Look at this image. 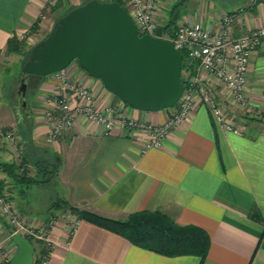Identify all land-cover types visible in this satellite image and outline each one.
Masks as SVG:
<instances>
[{"label":"crops","instance_id":"crops-1","mask_svg":"<svg viewBox=\"0 0 264 264\" xmlns=\"http://www.w3.org/2000/svg\"><path fill=\"white\" fill-rule=\"evenodd\" d=\"M157 1L166 23L178 0ZM54 4L55 0H0V61L10 54V37L32 39V34L41 40L52 32L57 15ZM225 12L234 16L230 30L234 37L264 26V0H187L181 17L218 31ZM66 70L71 80L88 86L100 104L118 103L126 117L156 125L166 120L164 109L122 105L100 79L76 62ZM2 76L0 69V124L15 130L20 142L17 149L0 136V180L17 201L24 220L39 223L51 246L48 264H200V257L167 256L138 246L69 209L38 213V203L30 196L35 188L14 184L1 167L19 163L17 152L22 156L24 135L33 141L36 155L60 165L56 181L35 187L52 185L54 196L118 220L137 212L161 211L178 224L202 227L211 239L202 264H264V42L253 54L247 73V108L242 111L229 91L221 88L228 111L244 126L243 134L220 127L205 106H198L171 131L163 147L147 152L141 148L144 133L117 127L105 134L101 126L89 122H80L56 141L46 142L49 126L43 115L50 107L46 98L59 90L54 74L34 76L27 90L29 109L24 112L4 100ZM28 168L34 174L32 163ZM51 200L48 196L45 204ZM52 213L57 217L49 226ZM2 223L0 216V238L11 259L18 246ZM3 261L0 254V264Z\"/></svg>","mask_w":264,"mask_h":264},{"label":"built area","instance_id":"built-area-1","mask_svg":"<svg viewBox=\"0 0 264 264\" xmlns=\"http://www.w3.org/2000/svg\"><path fill=\"white\" fill-rule=\"evenodd\" d=\"M123 1L140 34L158 36L157 29L165 24L158 1ZM233 19L231 12H225L221 18L220 29L214 31L181 17L173 36L164 32L160 36L172 40L175 47L186 55L184 90L174 106L164 109L166 120L159 125L126 117L118 103L100 104L88 86L69 78L66 68L53 73L59 90L46 98L50 105L43 115L44 122L49 126L46 142L56 141L80 122H89L101 126L105 134L111 133L117 127L144 133L146 138L142 140L141 148L143 152H147L152 148L163 147L164 140L171 131L187 121L198 106H205L220 127L234 134H243L244 126L236 114L228 111L221 96V88L229 91L242 111L247 108V73L253 54L264 42V26L234 37L230 33ZM25 36L23 35L22 39ZM122 105L127 104L122 101ZM0 136L18 149L20 140L15 130L6 129L0 124ZM21 215L12 195L0 185V216L4 220L2 224L14 227L8 238H13L17 232L26 231L46 239L43 232H37L24 224ZM76 226V223L72 225V232L76 230ZM4 252V240L0 238V254ZM48 263L49 257L45 256L34 264Z\"/></svg>","mask_w":264,"mask_h":264},{"label":"water","instance_id":"water-1","mask_svg":"<svg viewBox=\"0 0 264 264\" xmlns=\"http://www.w3.org/2000/svg\"><path fill=\"white\" fill-rule=\"evenodd\" d=\"M140 34L128 9L118 1L90 0L59 20L50 38L34 48L22 67L20 91L31 75L47 76L77 61L90 76L129 106L160 111L174 106L183 90L184 54L172 40ZM26 103V98L24 97ZM7 264H34L35 247L22 233Z\"/></svg>","mask_w":264,"mask_h":264},{"label":"trees","instance_id":"trees-1","mask_svg":"<svg viewBox=\"0 0 264 264\" xmlns=\"http://www.w3.org/2000/svg\"><path fill=\"white\" fill-rule=\"evenodd\" d=\"M115 1H118L125 6L123 0ZM186 1L187 0H178L172 6L168 20L163 25V32L165 34L171 36L174 35L177 22L186 8ZM22 49L23 46L20 43L19 38L16 35L10 37L7 47L8 52L21 53V51H23ZM184 55H186V53H184ZM184 67L185 62L182 70V79L185 82ZM22 139L24 149L19 163H3L1 164L2 170L6 172L14 184H21L26 186V188L49 185L56 181L59 173V162L43 160L36 155L34 149L37 148H35L33 141L25 135L22 136ZM30 163H32V166L35 169L34 174H30L28 168ZM0 185L5 187L2 180H0ZM55 208L69 209L81 219H88L100 226L125 236L133 244L158 253L167 256H199L200 264L204 262L211 244L210 235L202 227L193 224H178L161 211L137 212L130 215L126 220H118L85 209H80L60 196H57L56 199L51 202L49 209L53 210ZM26 237L35 247V239L31 236ZM38 242L40 243V258L49 256L50 250L45 242L42 240H38Z\"/></svg>","mask_w":264,"mask_h":264},{"label":"rangeland","instance_id":"rangeland-1","mask_svg":"<svg viewBox=\"0 0 264 264\" xmlns=\"http://www.w3.org/2000/svg\"><path fill=\"white\" fill-rule=\"evenodd\" d=\"M89 1L90 0H55V4H54V6L52 5V7H54V9L56 10L55 14H57V15L55 16L56 20H55V24L53 26L52 32L49 33L45 38H43L41 40H40V38H36V36L32 35V34H31L32 39H29V35H26L24 37V39L19 38L20 43L23 46V49H22L23 51H21V53L9 52L10 54H5L2 57V59L0 61V69H1V73L3 75L2 79L3 80L5 79V81H6L5 82V88H4L5 93H3V97H4V100L8 101L9 104L11 103L13 105V107H15L14 109L18 110L19 112H24V110L26 111L27 109H29L28 103H27L28 102L27 90H28L29 84H31L30 82H32L34 80V75H31L28 78V84H27L25 96H23L22 92L20 91V85L22 83V77L24 76L23 72H22V67L24 66V64L27 61H29L31 59V55H32L34 48L41 45V43L47 41V39L50 38V36L52 35L55 28L59 25V20L62 17H64L70 10H72L73 8H75L77 6L85 4ZM100 1H102V0H100ZM112 1H115V0H112ZM50 11L52 12V10H50ZM30 50H31V52H30ZM11 53L15 54V55H11ZM75 62L78 65V62L77 61H75ZM81 69H83V68H81ZM5 74H6V76H5ZM100 82H102V81L100 80ZM24 97L26 98V103L24 102ZM19 153L21 154V152H19ZM19 153L17 152L18 159H20V157H21V155ZM34 188L35 189L32 190L30 196H31L32 200L35 199V202L37 201V203H38V207L36 209V210H38V213L50 210L49 208H50L51 202L54 199H56V196L53 195L54 188L52 187V185L44 187L43 189H40L38 187H34ZM48 196L52 197V200L48 204H45V199ZM16 203H17V201H16ZM17 207L19 208V210L22 214V211H21L18 203H17ZM60 209H62V208H59V209L55 208V209L50 210V211L58 212ZM51 215H53V216H51ZM51 215L49 216V222L47 224L49 226L57 217V215H55L54 213H52ZM21 216H22V220H23L24 224L30 226L31 228H34L35 231H37V232H42V231H40V225L38 222H29L27 220L25 221L23 214ZM7 227L9 229V233L11 232V229L14 228L13 226H10V227L7 226ZM22 234L25 237L31 236V237H33V239H35V245L36 246H35L34 263L40 262L43 257L40 258V256H39L40 243L38 242V240L44 241L50 250L51 246H50L49 242L46 239H41V238L34 236L33 234L26 233V231H24ZM5 248H6V246H5ZM6 250L7 249H5V251ZM6 252L9 253L8 251H6ZM6 252H4V254H3L4 261L2 264H6L7 262L10 261V256L6 255ZM49 254H50V251H49ZM47 257H49V256H47Z\"/></svg>","mask_w":264,"mask_h":264}]
</instances>
